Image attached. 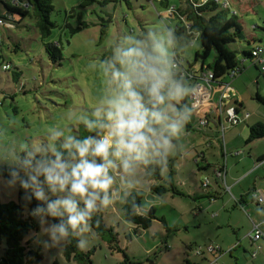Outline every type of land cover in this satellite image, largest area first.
I'll return each instance as SVG.
<instances>
[{
    "label": "rangeland",
    "instance_id": "obj_1",
    "mask_svg": "<svg viewBox=\"0 0 264 264\" xmlns=\"http://www.w3.org/2000/svg\"><path fill=\"white\" fill-rule=\"evenodd\" d=\"M10 2L7 0L8 4ZM229 2L230 8L234 9L229 8V15L241 26L246 39L229 43L227 47L235 52L239 63L245 60L248 66L233 82V86L244 102L241 117L247 113L251 117L247 122L232 128L231 133L227 129L225 137L236 139L240 144L237 150H244V156L264 155V138L246 144L248 125L264 122V105L256 98L258 94L264 97V78L260 75L261 66L253 65V60L246 59L244 55L245 51L253 50L257 45L264 47V0H242L244 9L239 7V0ZM52 3L54 11L51 20L56 27L48 36L41 34L33 16L25 17L17 26L0 25V58L10 66L8 71L0 72V166L17 170L15 182L0 177L2 203L17 201L20 181L29 179L26 172L31 170L25 162H30L38 154L42 156L47 148L50 154H54L59 143L69 146L82 124H91L93 120L100 119L110 123L106 113L118 85L113 72L124 70L117 59L119 54L132 47L140 48L146 54L150 47L153 58L161 68L173 54L166 27L169 12L158 2L52 0ZM223 3L221 0V6ZM235 10L238 12L236 17L233 15ZM6 13L0 2V17H5ZM83 22L88 27L69 35L71 28H77ZM51 43L60 44L63 56L61 63H54L50 59L46 45ZM199 50L198 42L179 49V55L182 59L184 57L183 65L188 67V63H192L199 70L201 61H195V54ZM216 56L212 52L205 60L206 65L213 67L217 64ZM219 95L217 91L212 94L214 102L218 101ZM175 99L170 100L171 106H176L181 100L179 95ZM222 144L220 138V146L217 145L213 150L215 157L212 156V165L204 169H198L191 157L193 152L189 154L187 165L178 177L172 178L177 190L183 195L167 192L157 196L150 191V180L145 178V170L137 159L150 162L155 154L152 150L160 146L159 143L135 153L137 159L131 156L128 162L125 153L121 152L119 158L115 155L118 149L113 146L105 159V168L109 167L110 170L101 177L102 181L107 182L105 188L89 187L83 197L78 194L64 197L63 191L53 192L52 189L50 195L56 201L73 200L77 203L76 213L83 216L93 207H99L106 225L118 233L119 247L134 264H150L148 259L154 260L156 264H196L202 259L195 253L198 247L210 244L221 246V240L226 242V238L231 239L232 244H228L227 247H230L224 250L233 251L232 255L227 253L219 261L220 264H264V236L259 241L263 249L256 260L251 258L254 250L249 237L253 234V224L261 223V214L255 211H261V208L248 197L249 202L242 210L235 206L229 194L223 195L214 204L210 202L214 195L209 198L207 191L211 192L214 187L219 190V184H223L222 179H216L214 172V168H219L215 161L221 158L223 163L225 160L221 156ZM167 147L169 156H172L174 146L170 144ZM185 147L186 144L183 149ZM242 156H233L230 160L237 161ZM115 162L119 163L117 170L120 175L114 170ZM196 169L199 178L193 180L192 171ZM168 172L169 168L161 172L159 185L168 186ZM258 177L264 179V168ZM206 180L210 184L205 188L201 184ZM227 181L230 184L229 177ZM108 191L111 192V199L100 202L99 195ZM133 191L143 195L142 212L146 213L151 208L155 211V219L149 229L137 228L123 216V197ZM86 199L92 200L91 209L87 208ZM58 212L68 216L63 206ZM26 215H29L28 211ZM36 220L40 230L31 231L27 239L31 241L32 249H41L43 252L44 258L39 264H54L55 261L58 264H77L64 256L66 234L57 233L54 240L51 231L55 227L47 214L36 216ZM74 228L80 238L81 250L94 251L91 256L93 264L123 263V254L111 250L106 241L84 223V219ZM4 248L5 242H2L0 256Z\"/></svg>",
    "mask_w": 264,
    "mask_h": 264
},
{
    "label": "trees",
    "instance_id": "obj_2",
    "mask_svg": "<svg viewBox=\"0 0 264 264\" xmlns=\"http://www.w3.org/2000/svg\"><path fill=\"white\" fill-rule=\"evenodd\" d=\"M21 1V4L12 6L10 3L8 4L7 1L0 0V2L3 3L7 13H11L16 17L15 21H12V23L17 26V24H19L25 17L33 16L36 20V27L40 30L41 34L43 36L50 35L52 29L56 27V24L51 20V13L54 11L52 0ZM221 7V4H219L216 0H208L206 3H201L200 0H179L176 9L178 17L169 19L174 22L176 28L166 25L173 51L178 52L179 49L181 50L191 42V34L180 17L184 16L185 21L192 23L193 31L199 33L198 43L200 44V50L195 54V61L200 60L204 70L206 66L205 60L212 52H215L217 55V60L215 63H218L213 65V67H211V65H207L206 68L212 69L217 77H219L222 72L226 70L230 71L231 69H234L240 65V63L237 61L235 52L231 51L227 45L229 43L236 42L237 40L246 39L242 32L241 26L238 25L234 18L230 17V11L223 7L222 9ZM233 15L235 17L237 16V14ZM86 27H88V24L83 22V25H80L77 28H71L68 33L69 35H74L80 29ZM46 51L54 63H61L63 60L62 50L59 43L47 44ZM145 55L146 57L152 58L150 62L156 71L158 70L157 73L159 74L161 67L157 65L155 59L153 58V51L150 47L147 48ZM244 55L252 59L251 50L245 51ZM1 64L7 63H5L3 60H0V65ZM190 65L192 66V63H190ZM9 69L10 66L5 71H8ZM199 72L200 71H195L194 79L192 80L190 87H192V85L198 81L199 78L197 74ZM181 95L182 97L180 99L183 105H178V108L181 107L180 109L184 111V109L187 108L189 99L186 92H182ZM256 98L264 105L263 96L258 94ZM152 99L153 98H150L145 94V107L147 109H155V111L162 114L159 109L160 103L151 101ZM106 124L108 123L103 119L93 120L91 123V130L88 128L89 124H82L77 130L74 139L69 146L65 147L59 143V145H57V149H55V154H50L49 149L47 148L45 149V152L42 153V156L40 154L35 156V158L30 161V165L35 166L36 162L41 159L55 161L56 154H59L61 163L68 165V171H71V168L78 165L81 159L79 157L78 151L75 148V145H82L89 138L92 140H99L106 134L107 129L102 127ZM151 127H156V125L154 124ZM262 138H264V122H258L249 126V134L246 144H252L253 142ZM134 155L135 154H132V156L136 158ZM85 159L88 163H94L97 166L104 167L105 159L91 155V150ZM263 159L264 156L259 158V160ZM137 161L139 162V165L145 170V178L150 181L159 178L161 171L167 167H171L173 163V160L168 158L166 152L163 149L156 152L150 162H146L141 159H137ZM24 164L29 166V162H25ZM16 172L17 170L12 169L11 167L0 166V177H4L9 181L13 180V173ZM215 172L216 174H218V172L223 173L222 169L220 168H217ZM38 179L43 180L44 178L41 176ZM23 181L28 182L29 179L23 178ZM150 188L151 192L157 196H163L167 192H172L176 195H183L181 192H179V190H177L171 176L168 179V186L153 183ZM43 191L45 193L46 199L40 201L36 199L32 188L25 189L20 186L17 201H10L7 203L0 202V244L5 242V248L3 249L0 256V264H39L43 260L44 256L42 250L32 249L30 246L31 241L27 239L31 231L40 230V224L36 220V216L40 215L37 214V208L44 209L43 214H47L51 224L55 228H58L61 225L64 226L66 243L63 252L65 258L68 261H74L77 264H93L91 256L94 251L92 250L91 252H84L81 250V247H78V245L80 246V238L76 229L68 223L70 214L68 213V216L60 214L54 217L48 213V204L55 203L56 199L51 197V188L46 184L43 185ZM63 196L72 197L73 193L66 189L63 191ZM142 198L143 195L137 191L126 194L123 197L122 211L123 216L128 223L135 225L137 228L146 230L152 226L153 220L155 219V211L153 208H151L146 213L142 212ZM110 199V191L101 193L99 195V201L102 203H105ZM254 200L256 199L254 198ZM256 201L258 202V200ZM239 204H241V202H239ZM258 204L261 205L262 203L258 202ZM75 205L77 206V203H75ZM26 211L29 212V215H26ZM77 211L78 208H76V212ZM84 223H87L90 228L102 238V240L106 241L111 250L123 254L124 261L122 264H134L125 251L119 247V235L113 227L106 225L102 211L99 207L95 206L89 212L84 214ZM262 234L263 237L264 233L262 232ZM222 251L223 253H228L227 251ZM232 251L233 249H231L229 252ZM254 253L252 254L253 257L256 256ZM148 262L150 264H156L152 259H148ZM54 264H58V262L55 261Z\"/></svg>",
    "mask_w": 264,
    "mask_h": 264
},
{
    "label": "crops",
    "instance_id": "obj_3",
    "mask_svg": "<svg viewBox=\"0 0 264 264\" xmlns=\"http://www.w3.org/2000/svg\"><path fill=\"white\" fill-rule=\"evenodd\" d=\"M147 1L150 4L152 3L154 4L155 2H158L166 10L169 5H175V4L178 5L179 3V1L171 2V0H147ZM241 2L242 0H239V7L244 9L245 7L243 6ZM167 22H168L169 27H172V28L175 27L174 22H172L171 20L167 19ZM165 24H166V21H165ZM246 59H249V58L247 57ZM0 60L2 59L0 58ZM183 62H184V57H183ZM240 64H243L244 69L248 67L245 60L240 62ZM206 67L207 65L205 66V68ZM185 68L188 69L189 71H200L201 69H203L202 64L198 70L195 66H193V64L191 66L190 63H188V67L185 66ZM243 70L241 71V73L243 72ZM228 72L229 70L222 72L221 75L219 74L220 76L218 78L219 80H221V82L227 81L229 79L228 82L230 83V85L233 87V89L236 92V96L232 99L228 107H234V106L236 107L238 118H239V122L237 124L232 125L230 123L228 114L226 111L222 114V118H221L218 112V109H217L218 101L214 102L212 98V94L215 93V91L220 93L221 83L219 81H215V82H212V92H211V96L208 99V101H206L203 106L193 110V112H190V111L187 112L190 108L189 100H188L187 108L184 109V111L180 109L181 107L178 108V105H181V106L183 105L181 103V100L178 104L176 103V106H171L170 100L176 101L175 97L179 95L181 98L182 93H174L170 97L165 96L164 99L166 100H162V102L159 105V109L162 112V116L166 117V119H163L162 122L160 123L152 124V125L154 124L156 125V127H153L155 131V135L149 134L150 143L148 144V146L151 147L156 143L160 144V146H157L156 149L152 150V152L156 153L163 149L166 152L168 158L170 160H173L172 166L169 167L168 174L172 178H174L175 176L178 177L180 171H182L184 167L187 165L186 158H188L189 154L192 152L193 153L191 157H192L193 163L197 165L198 169H204L206 167H210L212 165L211 162L214 161V159L212 158V156L215 155L213 153V150L216 148L217 145L218 147L220 146V138H221L222 143H223L220 148L222 151L221 156L225 157V160L223 159V163H222V160H220L221 159L220 158L219 160H216L215 163H216V166L222 169L223 176L220 178L218 177V175L215 172L217 168H214L215 169L214 172H215V177L217 180L222 179L223 184L221 186L223 188L219 184V190L216 187H214L213 189H211L212 190L211 192L207 191L209 198L212 196V194L214 195L212 197V200L210 199V202L211 204H214L216 203L217 199H219L220 197L223 198V195L226 196L229 194L231 201L235 202L236 204L235 206H239L240 208H242V210H244L246 203L249 202V199H250L253 204L261 208V211H260V210H256L254 206H252L253 210L255 209L256 213L261 214V217H262L260 224H257V223H254V224L259 225L262 232L264 233V228L262 229V226L264 227V203L260 205L253 198L254 192L262 193V195H264V179H261L258 177L260 175V170L264 168V159L259 160V158H261L264 155L250 154L249 157L244 156V150L242 149L237 150V148L240 146L239 142L236 141V139L234 140L231 137L229 139H226L225 137V132L227 131V129H230L229 133H231L232 128L247 122L251 117L250 114L248 113L244 115L243 117H241V112L243 110L244 102L242 98L240 97L239 93L236 91V89L233 86V82L241 75V73L237 77H235L233 80H230L228 76ZM260 75L264 78L263 72H261ZM191 82L192 81L190 80L183 81L182 82L183 88H185L186 90H189ZM202 119L207 120L208 124L205 126H201L200 120ZM221 119L223 120V126L221 125ZM173 124L176 125L175 132L171 130V125ZM249 126L251 125H248V130H249ZM244 132L245 130L243 131V133ZM242 137H243L242 138V141H243L245 138V135ZM164 140L168 141V144L166 146H162ZM170 144H172L175 148V152L172 156H169V148L167 147ZM185 144L187 145V147L183 149V145L185 146ZM113 146H116L115 143H113ZM123 153H125L127 162L131 159L130 157L132 156V154H135V153L129 154L127 152H123ZM239 155H243V156L240 157L237 161L230 160L231 158L233 159V156H239ZM228 156L229 158H227ZM184 159L185 161H183ZM118 164L119 163L115 162L114 170L116 169L115 170L116 174L120 175L121 173L117 170L119 168ZM105 166L106 165L104 164V167H103L105 170L104 173H107V171H109L110 168L109 167L105 168ZM197 172H198L197 169L195 171L194 170L192 171L193 180H195L196 178H199ZM228 177L230 179V184H228V181H227ZM189 178L191 179L190 175H189ZM159 180L160 178H157L156 180H151L150 184L152 185L153 183H157V182H158L157 184H159ZM173 182L175 185H177L175 181ZM225 185L230 187V192L225 190L224 188ZM150 191H151V188H150ZM173 195H176V194H173ZM239 202H241V204H239ZM254 224H253V227H254ZM262 238L259 240H255V241L251 240L250 238L251 247L253 248L252 250H254L252 254L254 252L256 253L255 257L253 256L251 257L254 260L258 258L259 252H261V250L264 248V243H263V248H262V245L259 244V241L262 240ZM226 239H227L226 242H222L221 240L222 244L220 247L222 250L229 248L232 244L231 239H228V238ZM228 244H230L229 247H227ZM228 254L232 255V252H228ZM225 255H227V253H223L220 256L219 261ZM200 256H202V259L196 261L197 262L196 264H211V261L214 259L212 254L206 253V252Z\"/></svg>",
    "mask_w": 264,
    "mask_h": 264
},
{
    "label": "clouds",
    "instance_id": "obj_4",
    "mask_svg": "<svg viewBox=\"0 0 264 264\" xmlns=\"http://www.w3.org/2000/svg\"><path fill=\"white\" fill-rule=\"evenodd\" d=\"M117 59L124 70L113 72L118 85L116 95L106 113L110 123L102 126L107 129L106 135L99 140L89 138L84 144L75 145L81 159L78 165L71 168V171H68V165L61 163L59 154H56L55 161L41 159L36 162L34 167H31L29 162L31 170L26 172L29 181L21 180L20 183L25 189L32 188L37 200L46 199L43 191L45 184L53 192L67 189L82 197L89 187L105 188L107 182L101 180L105 172L104 168L94 163H88L85 159L90 150L91 155L107 159L109 151L115 143L118 149L115 152L116 156H119L121 151L138 154L150 143L149 134L155 135L151 125L166 119L160 112L149 111L144 103L145 94L156 101L163 100L161 95L163 81L150 62L152 58L146 57L142 49L132 47L119 54ZM88 128L91 130L92 125L89 124ZM171 130L176 131L175 124L171 125ZM167 144L168 141L164 140L162 146ZM41 176H43V180L38 179ZM16 179L17 176L13 173V182ZM84 202L88 209L93 207L92 200L86 199ZM61 206L70 214L68 223L73 227L84 219L82 214L76 213V205L71 199L57 200L55 203L48 204V213L54 217L60 215L58 209ZM36 211L37 214L44 213L43 208H37ZM57 233L65 234L63 225L52 229L51 235L54 240ZM78 247L80 246L78 245Z\"/></svg>",
    "mask_w": 264,
    "mask_h": 264
},
{
    "label": "built area",
    "instance_id": "obj_5",
    "mask_svg": "<svg viewBox=\"0 0 264 264\" xmlns=\"http://www.w3.org/2000/svg\"><path fill=\"white\" fill-rule=\"evenodd\" d=\"M7 1V0H5ZM208 0H200L201 3H206ZM219 4H221V0H216ZM224 3L222 4V7L225 9L230 8V2L229 0H223ZM21 0H11L10 4L12 6L21 4ZM24 2V0H23ZM153 4V3H152ZM177 5H169L167 7V11L169 12V19L178 17V14L176 13ZM232 9V8H230ZM234 10V9H232ZM233 14H237V11ZM16 17L13 16L11 13H6L5 17H0V25L4 26H15L12 21H15ZM180 19L184 22V25L188 29L189 33L191 34V42L190 44H194L198 42L199 39V33L194 32L192 29V23L185 21V17H180ZM176 28V26L174 27ZM264 47L258 45L253 50H251L252 54V63L253 64H259L261 65V70L264 73ZM9 68V64H1L0 65V72L5 71ZM242 68V69H241ZM244 69L243 64H240L238 67L231 69L228 72V76L230 80H233L235 77H237L241 71ZM194 73L195 71H189L185 68L183 65V59L180 57L178 52L173 51L172 56L170 59L164 63V66L160 68L159 76L160 79L163 81L162 87H161V95L163 96V100L165 96L170 97L174 93H182L186 92L189 98V110L187 112H193V110L201 107L204 105L206 101L211 96L212 92V82L219 81L220 84V95L218 98V105L217 109L218 112L222 118V114L226 111L228 114L229 121L232 125L237 124L239 122L238 113L236 107H228V105L231 103L232 99L236 96V92L233 89V87L230 85L229 82H221L215 72L212 69L205 68L204 70H200L198 75V81L195 82L192 87L189 88V90H186L182 86V82L185 80L192 81L194 79ZM151 101H155L157 103H161L162 101H156L155 99H152ZM248 116V115H247ZM208 124V121L205 119L200 120V125L205 126ZM221 125L223 126V120L221 119ZM218 177H222L223 173L218 172ZM209 180H206L203 183L204 187H208ZM225 190L230 192V187L225 185ZM253 197L258 200L259 203H264V195L262 193H254ZM262 232L260 230L259 225L254 224L253 227V234H250L251 240H258L260 237H262ZM210 253L213 255V260L211 261V264H220L219 258L223 254V251L220 246L217 245H206L205 247H198L195 250V253L197 255H202L204 253ZM256 254V253H254Z\"/></svg>",
    "mask_w": 264,
    "mask_h": 264
},
{
    "label": "water",
    "instance_id": "obj_6",
    "mask_svg": "<svg viewBox=\"0 0 264 264\" xmlns=\"http://www.w3.org/2000/svg\"><path fill=\"white\" fill-rule=\"evenodd\" d=\"M160 178V177H159Z\"/></svg>",
    "mask_w": 264,
    "mask_h": 264
}]
</instances>
